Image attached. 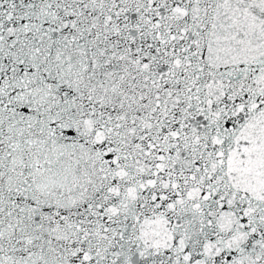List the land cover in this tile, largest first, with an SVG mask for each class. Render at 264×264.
Instances as JSON below:
<instances>
[{"label":"snow or ice","instance_id":"6c2138e0","mask_svg":"<svg viewBox=\"0 0 264 264\" xmlns=\"http://www.w3.org/2000/svg\"><path fill=\"white\" fill-rule=\"evenodd\" d=\"M0 264H264V0H0Z\"/></svg>","mask_w":264,"mask_h":264}]
</instances>
